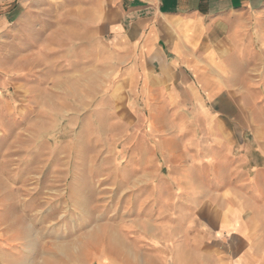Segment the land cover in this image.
Returning <instances> with one entry per match:
<instances>
[{
    "label": "rangeland",
    "instance_id": "1",
    "mask_svg": "<svg viewBox=\"0 0 264 264\" xmlns=\"http://www.w3.org/2000/svg\"><path fill=\"white\" fill-rule=\"evenodd\" d=\"M106 9L36 0L0 39V264H166V242L195 238L155 195L169 168L149 128L174 121L129 109L95 36ZM243 74L244 112L264 127V69Z\"/></svg>",
    "mask_w": 264,
    "mask_h": 264
},
{
    "label": "crops",
    "instance_id": "2",
    "mask_svg": "<svg viewBox=\"0 0 264 264\" xmlns=\"http://www.w3.org/2000/svg\"><path fill=\"white\" fill-rule=\"evenodd\" d=\"M104 1L95 36L107 38L108 69L123 73L129 109L174 121L149 128L169 168L155 195L195 238L166 242L165 263L264 264V161L253 160H264V127L242 99L243 73L264 69V0ZM35 2L0 0V39ZM246 131L254 140L240 151Z\"/></svg>",
    "mask_w": 264,
    "mask_h": 264
}]
</instances>
